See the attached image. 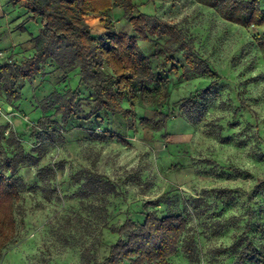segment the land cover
Returning <instances> with one entry per match:
<instances>
[{"label":"rangeland","instance_id":"obj_1","mask_svg":"<svg viewBox=\"0 0 264 264\" xmlns=\"http://www.w3.org/2000/svg\"><path fill=\"white\" fill-rule=\"evenodd\" d=\"M132 2L140 12L176 23L185 32L193 51L218 74L217 97L207 102L204 118L191 124L179 109L180 100L210 79H179L170 86L169 102L164 106L170 117L160 130H145L139 125L130 130L121 116L103 112L90 122L71 118L62 126L56 119L47 130H33L42 114L38 102L62 77L48 75L47 68L33 80L21 82L19 100L5 104L0 95L4 135L11 130L21 144L19 148L33 155V149L40 147L39 165L55 168L51 184L23 190L15 211V236L1 249L0 264H80L83 245L94 244L99 255L105 251L104 243L114 236L102 229L103 213L96 209L100 201L81 194L85 174H101L115 185L116 194L107 200L108 223L126 217L138 221L152 211L188 215V236L198 257L194 264H230L232 256L225 247L243 229L250 214L251 223L264 227V192L255 189L264 181V51L256 42L264 35V26L242 28L199 0ZM21 10L8 0H0V62H19L31 53L29 33L36 34L40 26L29 22L26 30L20 31L24 24ZM108 18L116 32L133 33L120 6L116 5ZM86 19L103 37V18L88 15ZM138 45L157 67L161 59L154 54L159 45L153 40H138ZM178 59L183 63L180 54L174 61ZM166 73L173 77V73ZM88 93L80 88L81 111L89 108ZM123 105L128 107L125 101ZM152 115V107L135 108L137 118ZM234 121L235 126H229ZM106 127L124 139H91L89 131L101 133ZM36 171L27 165L19 174L29 185L36 180ZM76 177L82 180L77 183ZM222 187L235 190L234 197L218 200L203 192ZM218 222L225 224L219 228ZM249 235L256 243H264V231L254 225ZM169 262L191 264L183 251L171 256Z\"/></svg>","mask_w":264,"mask_h":264},{"label":"trees","instance_id":"obj_2","mask_svg":"<svg viewBox=\"0 0 264 264\" xmlns=\"http://www.w3.org/2000/svg\"><path fill=\"white\" fill-rule=\"evenodd\" d=\"M213 8L223 19L242 28L264 26V0H199ZM14 7H22L19 14L24 24L19 30L24 32L29 22L39 24L36 34L30 35L32 50L29 56L11 62H0V95L5 104H11L21 97L22 81H31L37 74L47 71L60 75L62 81L37 106L41 115L35 128L47 130L59 120L64 126L71 118L91 121L99 112L119 115L127 128L135 130L139 125L145 130H160L169 119L168 104L171 85L177 80L207 77L210 81L203 87L191 91L180 100L179 109L189 123L200 122L204 118L207 102L218 95V74L210 64L194 51L185 32L176 24L158 16L143 13L132 0H8ZM118 5L127 17L132 34L115 31L108 16ZM88 15H97L101 20L103 37L92 29ZM138 40H153L159 48L155 56L161 59L157 67L151 56L146 54ZM264 51V35L257 41ZM180 54V59L175 56ZM178 62V63H177ZM166 72L173 73V77ZM80 88L88 91L87 111H81ZM128 103V107L123 102ZM137 106L153 108L152 116H135ZM81 112V113H80ZM80 113V114H79ZM56 120V122H57ZM235 121L229 126H235ZM5 127H0V255L14 238L17 204L25 188L31 190L51 184L55 179L52 165H39L41 148L33 149L35 155L21 145ZM91 139L103 141L108 137L123 140L124 137L112 132L108 127L101 133L89 131ZM227 140V139H226ZM6 145L7 148L4 147ZM37 168L34 183L27 185L19 174L22 166ZM81 177H76L79 183ZM40 185H37L38 182ZM264 192V181L255 187ZM81 194L86 198H96L103 213L102 229L114 239L104 243L105 251L98 254L94 244L83 245L80 264H170L169 259L178 251H183L191 264L198 257L194 253L192 237L188 236L189 217L185 213L170 211L158 215L144 213L141 220L126 217L121 222L107 221V200L116 194L115 185L103 175L85 174L81 183ZM51 191L58 195L55 187ZM215 199L226 200L234 197L232 188H212L204 190ZM198 201L199 199H195ZM196 206V205H194ZM102 207V208H101ZM248 217L243 229L238 231L231 243L225 247L232 256L230 264H264V243H256L249 235L252 227L264 231L259 222ZM225 224V223H224ZM224 224L218 222V227ZM219 228L214 230L219 233ZM100 235H103L100 230ZM102 240H100V243ZM103 243V242H102ZM197 263V262H196Z\"/></svg>","mask_w":264,"mask_h":264}]
</instances>
